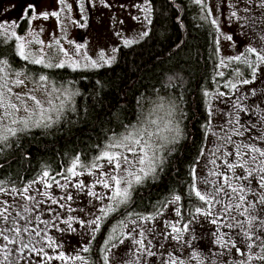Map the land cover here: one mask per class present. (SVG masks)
Returning a JSON list of instances; mask_svg holds the SVG:
<instances>
[{
	"label": "snow or ice",
	"instance_id": "1",
	"mask_svg": "<svg viewBox=\"0 0 264 264\" xmlns=\"http://www.w3.org/2000/svg\"><path fill=\"white\" fill-rule=\"evenodd\" d=\"M85 2L86 0H73V3H69V0H56L57 10L51 12H37L34 4H28L18 20L0 22V45L12 42L15 54L20 60L45 69L67 68L76 72L110 67L116 59L115 55H106L105 51L101 50L97 53V58L93 59L87 51H84L85 45L82 43L69 40L68 43L74 48V52H70L61 46L59 39L46 42L40 39L37 32L31 30L37 19L47 21L51 18H56L57 26L62 28V13L71 14L74 4H78V10L83 14ZM88 2L91 3L92 0ZM101 2L104 7L112 6L105 0ZM191 3L202 10L205 8V0H191ZM223 3L229 8L227 19L243 21L237 26L241 29L247 27L255 32L260 41L264 42V0H223ZM120 7L126 6L120 5ZM132 7L144 14L143 18L133 16V20L142 24L146 21L147 25L153 23L154 9L151 0H142L141 3H134ZM241 11L245 14L244 16L238 15ZM220 15H223L222 8L218 7L215 13L209 8L202 19L210 23L216 33H220L218 22ZM67 19L77 27L87 26V19L83 15H81L83 23L72 19L71 15ZM177 19L179 21V17ZM24 20L28 22L27 36L31 39L15 31L20 26V21ZM119 23L125 22L120 20ZM42 31L41 28L40 32ZM116 35L120 36L121 33L117 32ZM148 35L149 31L146 28L139 33L138 39H123V46L129 47ZM220 39V36L214 37L216 44L214 51L217 56L221 53ZM223 39L233 41L234 38L232 35L225 34ZM116 51V47L111 49L112 53ZM233 64L237 65L234 69L236 76L245 75L240 65L249 70L251 79H241V85H249L257 78H264V47L258 49L250 40L244 45L243 51L221 58L215 67L225 69ZM217 75L224 77L225 72L218 71ZM71 85L72 81L54 82L45 73L33 75L30 71L14 69L7 59H0V152H3L5 148H11L12 142L21 134L34 128L50 129L59 123L66 111H75V97L80 93ZM223 86L230 89L237 88V84L231 80ZM41 88L45 89V92L41 93L44 99L35 94ZM204 95L207 97L209 93L205 91ZM217 95L225 97L222 91ZM169 103L173 108L178 107L171 100ZM234 106L239 107V105ZM240 111L243 112L244 109L241 108ZM169 115L172 113L170 112ZM211 115L212 113L209 112L210 117ZM236 122L239 126L233 128L231 135L227 136L228 142L233 147L221 152V155L225 157L222 163L217 164L219 157L216 154L221 151L220 146L217 145L210 150L212 156L216 158L206 160L203 165L204 169H207L206 172H198L195 166L190 170L189 196L194 195L198 201L194 207V213H189L192 219L184 223L182 227L170 221H164L165 229L170 228V231L166 234L162 232L161 235L165 240L182 245L179 249L182 255H174L168 252L163 244H153V240L149 239L148 233L155 234V229L146 227V222L162 216V209H156L155 213L148 215L127 210L132 202L136 186L142 185L149 178H156L158 171H163L165 157L160 155V152L162 149L171 152V149L166 147V143H178L182 135L179 126L176 125L168 129L174 132V135L161 139L158 133L151 131L143 124V121H140L125 126L123 133L109 137L105 146L87 162L77 155L71 159L64 170L53 174L44 169L36 178L22 187H17L14 183L11 187H5L4 181L0 180V197L19 201L13 205L8 200L0 198V264H21L22 260L24 264H52L53 261H59L60 264H77V262L79 264H101V262L102 264H190L193 261L195 264H264V130H258V135L253 134L251 129L256 128L255 124L246 127L238 118ZM150 123L154 125L156 121L153 120ZM219 127L224 129L225 125ZM246 132L249 133L248 136H245ZM213 135L216 133L213 132ZM233 137L241 139L233 140ZM200 155L205 156L203 149ZM196 163H200L199 159ZM209 164L215 167L209 169ZM84 175L93 177L91 182L79 179ZM33 186H39L36 188L35 195L31 194ZM98 186L104 191H96ZM249 192L258 197L255 202L247 199ZM78 195L87 198V203L90 205L88 209L81 207L77 210L73 207L72 202ZM224 197L228 198L227 203H223ZM46 201L50 202L47 211L51 219L42 220L39 215H36L34 219L45 228H30L29 224L33 222V217L29 205L35 208L37 205H45ZM180 201L181 195L173 193L163 202V208L178 205ZM257 205L260 206L259 209ZM16 207L22 208L23 212L15 211L13 214ZM121 208L125 209L121 213L123 218L118 221L117 226L112 228V234L104 241L103 247L99 248L98 260L93 261L94 253L89 245L95 240V234L101 231L103 222ZM58 209L69 213L79 211L85 213L89 219L82 220L74 215L61 218ZM40 211L43 212L45 209L41 208ZM172 211L176 217H181L180 207H173ZM232 212L245 217V222L224 223L225 217L236 220V216L231 215ZM133 215L136 216L135 220L131 219ZM200 217H203V221L199 219ZM18 220L24 221V224H18ZM57 221L66 227L60 228ZM74 223L90 232L91 237L80 244L75 253L66 254L62 250L63 244L49 236L46 229L51 226L61 233L76 232ZM203 223L212 225L211 235L214 239L204 251H200L193 246V241L198 239L194 226L196 224L203 226ZM221 229L226 231L221 233ZM25 235L28 236L27 240L22 238ZM154 238L155 235H153ZM121 246H123V252L120 251ZM156 248H163L164 252L158 253L154 250ZM214 248L221 251H213ZM81 252L90 253V255L86 257L81 255ZM27 253L33 254V258L28 259Z\"/></svg>",
	"mask_w": 264,
	"mask_h": 264
},
{
	"label": "trees",
	"instance_id": "2",
	"mask_svg": "<svg viewBox=\"0 0 264 264\" xmlns=\"http://www.w3.org/2000/svg\"><path fill=\"white\" fill-rule=\"evenodd\" d=\"M151 4L154 10L149 35L129 47L119 46L110 67L76 72L45 69L20 60L12 42L0 45V59H7L12 68L33 75L45 73L58 83L72 81L71 87L80 93L75 97V111H66L58 124L21 134L11 148L0 152L4 186L14 183L22 187L44 169L60 172L77 155L87 162L109 137L123 133L127 125L143 121L154 131L158 126L150 123L154 120L150 113L161 104L175 115L174 125L182 135L178 143L166 144L170 153L161 150L160 155L165 157L163 171L136 186L127 210L153 214L156 209H164L163 202L173 193L181 195V210L188 212L195 207L198 202L189 196L190 170L204 141V92L221 89L215 67V31L202 19L207 12L206 1L203 10L191 0H151ZM26 27L27 20L21 21L18 33ZM231 75L226 71L225 79H235V74ZM170 100L178 107L173 108ZM124 211L121 208L103 222L102 247Z\"/></svg>",
	"mask_w": 264,
	"mask_h": 264
},
{
	"label": "rangeland",
	"instance_id": "3",
	"mask_svg": "<svg viewBox=\"0 0 264 264\" xmlns=\"http://www.w3.org/2000/svg\"><path fill=\"white\" fill-rule=\"evenodd\" d=\"M169 1L173 2L175 0ZM205 1L207 10L211 8L215 13L218 7L223 9V15L219 16L218 21L221 31L220 33L215 32V36H220L221 38L219 45L221 48V53L218 56V63L219 60L223 57L233 56L237 54L238 51H243L244 45L248 44L250 40L252 45L257 47L258 49L264 47V42L259 40L255 32L248 29L247 27L241 29L237 26L238 23H242L243 21L237 22L235 20L230 21L229 19H227L229 8L223 3V0ZM105 2L111 4L112 6L104 7V4L101 2V0H92L91 3L86 0L85 11L83 14L79 12L78 4H74V10L71 14L67 12L62 13V28L57 26L56 18H51L47 21L43 19H37L36 21H34V27L31 30L33 32H37L40 39L46 42L59 39L61 41V46H63L70 52H74V48L68 43L69 40L76 43H82L85 45L84 51H87L88 55L93 59L97 58V53L101 50H104L106 55H116V52H111V49L113 47L118 48L119 46L123 45V39H138L139 33L144 31L146 28L148 30L149 25H147L146 21L142 24L141 22L132 19L133 16H140L141 18H143L144 14L137 8L132 7L134 3H141L142 0H105ZM69 3H73V0H69ZM28 4H34L36 6L37 12H51L53 10H57L58 7L56 4V0H0V22H11L18 20L22 15L24 8ZM120 5H125L126 7L122 8L120 7ZM29 15H31V13H29ZM69 15H71L72 19H75L79 23H83V20H81V15H83L87 19V26L83 28L77 27L71 22V20L67 19ZM238 15L244 16L245 14L241 11L240 13H238ZM120 20H123L125 23L120 24ZM41 28L43 29L42 32H40ZM17 29L18 28H16L15 31L18 33ZM28 30L29 25L27 22V27L25 28V30L22 33L18 34L31 39V37L27 36ZM117 32H120L121 35L117 36ZM225 34L232 35L234 38L233 41H227L226 39H223V36ZM45 51H47L46 46ZM250 59L254 58L250 57ZM234 65L236 64H233L230 68L218 69L217 72L224 71L226 73V71L230 70L234 75V69L236 68ZM239 67L245 73V77L235 75V79H225V76L220 77L217 75V78L221 79L217 81L221 89L214 90V92L209 93V96L207 97L204 96L206 102L207 123H205L206 125L202 149L205 151V156L199 155L198 159L200 163H195L194 165L198 172L203 173L207 171V169H204L203 165L205 164L206 160L216 158L212 156L210 150L214 149L217 145H219L221 149V151L216 154V156L219 157V159H217V164H221L225 159V157L221 155V152L227 151L231 147H233V145L228 142L227 136L231 135V130L233 128L239 126L236 122L237 118L239 119V121H242L246 127H251L252 124H255L256 128L251 129L253 134L258 135V130H264V78H257L254 83L249 85H241V79H251V77L248 69H246L243 65H240ZM228 80L236 83L237 88H225L223 85ZM16 91H20V89H16ZM221 91L225 93V97H219L217 95V93ZM44 92L45 89L41 88L40 91L35 94L40 96L41 99H44V96L41 95V93ZM55 103L58 104L59 101H55ZM234 105H239V107H235ZM241 108L244 109L243 112L240 111ZM209 112L212 113L211 117L209 116ZM150 115L156 121V124L158 126L157 129H155L153 132L158 133L159 137L165 138L175 134L174 132H170L168 130L169 127L176 126L174 125V121H176L175 115H169L167 109L163 105L159 104L158 109L151 112ZM229 121H232V123H228ZM220 125H225L224 129H221L219 127ZM241 131H243V128H241ZM213 132H215L216 135H213ZM248 135L249 133L246 132L245 136ZM154 139H157V137H154ZM240 139V137H233V140ZM214 167V165H208L209 169ZM79 179H83L86 182H91L93 177L84 175ZM96 191L104 190L98 186ZM257 191H259V189H257ZM57 192L59 191L57 190ZM59 194L62 195L63 193ZM77 197L87 200V198L83 195H78ZM247 199L255 202L258 197L249 192ZM227 202L228 199L225 197L223 203ZM86 203L87 201L85 202V204ZM178 206L179 205H175L170 206L169 208H164L162 216H158L151 222H146L145 225L146 227L155 229V234L148 233L149 239L153 240V244H163L165 248H167V251L172 253H176L178 251L175 248L179 246V244H177L175 241L165 240L164 236L161 235V233L163 232L166 234L167 231H170V228L165 229L164 227L165 220L170 221L172 224L177 223L178 217L175 216L172 208ZM74 207L76 208V204ZM81 207L85 208V205H81ZM86 207L88 208L90 207V205L86 204ZM257 208L259 209L260 206L257 205ZM231 215L236 216L235 221L231 220L230 217H225L223 222L233 224L245 222V218H239L241 216L237 212H232ZM135 219L136 218H134L133 220ZM156 222H158V224H154ZM196 225L200 226V230H202V232L201 234L195 232V235L196 237H198V239L193 241V246L197 247L200 251H204L209 243L214 239V237L211 235L212 225L207 223H203L202 227L200 224ZM245 227H247L246 223ZM121 230L126 231V229ZM224 231H226V229H221V233H223ZM111 234L112 233H110V235ZM153 235H155L154 239ZM154 250H156L158 253L164 252L163 248H156ZM212 250L221 251L220 249L216 248ZM120 251L123 252V246H121ZM165 258H167L166 253ZM190 264H195V262H190Z\"/></svg>",
	"mask_w": 264,
	"mask_h": 264
},
{
	"label": "flooded vegetation",
	"instance_id": "4",
	"mask_svg": "<svg viewBox=\"0 0 264 264\" xmlns=\"http://www.w3.org/2000/svg\"><path fill=\"white\" fill-rule=\"evenodd\" d=\"M64 167H67V165L64 166ZM31 180H28L27 182H29ZM27 182H25L24 184H21V186H24ZM234 182L235 183H240V182H236V181H234ZM5 187H11V186H5ZM19 187H20V185H19ZM37 187H39V186H33L32 193L31 194H33V195L36 194V188ZM193 197H194V195H193ZM0 198L5 199V200H8L13 205L19 203V201L10 200L8 197H0ZM40 199H43V197H40ZM224 199H225V197L223 198V200ZM193 200L196 201L195 197H194ZM86 201L87 200H85V199H80L79 197H77V199L75 200V202L72 203V204H73V207L76 204V209L77 210H79V208L81 207V205H85V209H88L89 207L88 208L86 207V204H88V203L85 204ZM49 204H50V202L46 201L45 202V205H37L35 208H32V206L29 205V207H30V209L32 211V217H33V222L31 224H29V227L30 228L31 227H36V228H41V229L45 228V226L39 224V222L36 221L34 219V217L36 215H39L40 216V219H42V220H49V219H51V215H49V213L47 211V208H48ZM178 205H179L178 207L181 208V204L179 203ZM52 207L55 208L56 206H52ZM41 208H44L45 211L41 212L40 211ZM15 211L23 212V209L22 208H19V207H16V208H14L13 214H14ZM58 211L60 213L61 218H67L68 215H74V216H78L82 220L89 219V217L87 215H85V213H80L79 211H77V212H71V213H69V212H67L66 210H63V209H58ZM187 211L188 212L181 210V217H178V221L175 224L176 226L182 227V225L184 223H187L189 220L192 219V217L189 215V213L190 212H193L194 213V207H190V209H188ZM24 215H28V214L27 213H24ZM52 215H55V213H52ZM239 218L242 219V218H245V217L241 216ZM199 219L203 221V218L202 217H200ZM17 222L20 225H23L24 224V221L18 220ZM56 223L58 224V226L60 228H65L66 227V225H64V224H59L58 221ZM154 224H158V222H156ZM73 227H75L77 229L76 232L67 231V232L61 233L59 231H56L51 226H49L46 229L49 236H52L54 239H56L57 241H59V242H61L63 244V249L62 250L65 251L66 254H73V253H75V251L79 248L80 244L84 243L86 240H88L91 237V233L88 232V231H86V229L81 228L78 224H75L74 223L73 224ZM194 227H195V232H198V233L201 234L202 230H200L201 229L200 226L195 225ZM95 235H96L95 240H93L92 243H91V245H89V247L92 249V252L94 253V255H92V260L93 261H97L98 258H99V256H100L99 248L102 247V228H101V231L99 233H96ZM22 238L24 240H27L28 239V236L25 235ZM181 247H182V245L179 244V246H177L175 248L178 251L176 253H173V254L174 255H182V253L179 252V249ZM48 251L50 252V250H48ZM51 254L54 255L55 253H51ZM80 254L81 255H84L86 257L90 255V253H83V252H81ZM27 258L28 259H32L33 258V254L27 253ZM21 264H24V261L23 260L21 261ZM52 264H60V262L59 261H53ZM77 264H79V262H77ZM101 264H102V262H101Z\"/></svg>",
	"mask_w": 264,
	"mask_h": 264
}]
</instances>
